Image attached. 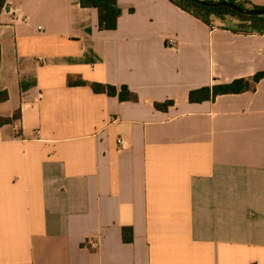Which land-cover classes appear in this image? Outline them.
Returning a JSON list of instances; mask_svg holds the SVG:
<instances>
[{
	"label": "crops",
	"instance_id": "0c3cea01",
	"mask_svg": "<svg viewBox=\"0 0 264 264\" xmlns=\"http://www.w3.org/2000/svg\"><path fill=\"white\" fill-rule=\"evenodd\" d=\"M116 1L113 30L79 0L0 8V264H264V77L188 99L264 71V34Z\"/></svg>",
	"mask_w": 264,
	"mask_h": 264
},
{
	"label": "trees",
	"instance_id": "16d2710c",
	"mask_svg": "<svg viewBox=\"0 0 264 264\" xmlns=\"http://www.w3.org/2000/svg\"><path fill=\"white\" fill-rule=\"evenodd\" d=\"M175 5L179 6L183 10L189 12L198 19H201L204 23L212 26L214 20H227V18L237 21L234 25H231L232 29L242 33H259L264 34V16H249L238 13L228 7H211L205 6L192 0H170ZM206 2L218 1V0H204ZM242 8H261L264 6H256L250 4L247 0H227ZM4 0H1L0 8ZM82 7L95 8L98 12V28L100 30H113L117 27V21L122 13L121 6L116 0H79ZM264 77V71L257 72L250 78H237L229 83H220L202 86L197 89H193L188 94L190 102H201L204 100H212L217 95L226 93H239L254 88L255 83ZM71 83V82H70ZM78 84H86L85 81H77ZM90 87L94 92L106 93L110 96H117L120 101L125 100H137V95L131 92L126 85L115 86L112 84L91 82ZM8 98L6 90H0V102L5 101ZM173 104V100H165L163 102H155L154 106L160 110H167L169 106ZM19 117V113H14V119ZM3 121V119H2ZM130 229L124 228L123 235L125 240H130L131 235H128Z\"/></svg>",
	"mask_w": 264,
	"mask_h": 264
},
{
	"label": "water",
	"instance_id": "95a60500",
	"mask_svg": "<svg viewBox=\"0 0 264 264\" xmlns=\"http://www.w3.org/2000/svg\"><path fill=\"white\" fill-rule=\"evenodd\" d=\"M193 2L205 5V6H211V7H228L238 13L249 15V16H264V9L261 8H242L230 1L227 0H218V1H212V2H206L204 0H192ZM1 5V0H0Z\"/></svg>",
	"mask_w": 264,
	"mask_h": 264
},
{
	"label": "rangeland",
	"instance_id": "374dc122",
	"mask_svg": "<svg viewBox=\"0 0 264 264\" xmlns=\"http://www.w3.org/2000/svg\"><path fill=\"white\" fill-rule=\"evenodd\" d=\"M235 23H237V21H236V20H234V19H230V18H227V20H226V23H225V24H227V25L231 26V25H234Z\"/></svg>",
	"mask_w": 264,
	"mask_h": 264
},
{
	"label": "built area",
	"instance_id": "2783aa9c",
	"mask_svg": "<svg viewBox=\"0 0 264 264\" xmlns=\"http://www.w3.org/2000/svg\"><path fill=\"white\" fill-rule=\"evenodd\" d=\"M214 25H215V24L212 22V26H214ZM118 143L122 144V140L119 139V140H118Z\"/></svg>",
	"mask_w": 264,
	"mask_h": 264
}]
</instances>
